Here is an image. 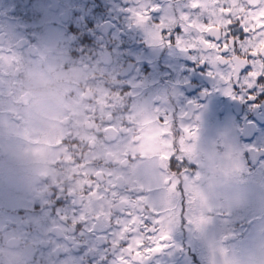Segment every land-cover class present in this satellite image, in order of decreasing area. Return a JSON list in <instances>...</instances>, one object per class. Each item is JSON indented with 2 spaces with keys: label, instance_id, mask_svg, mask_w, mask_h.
Returning a JSON list of instances; mask_svg holds the SVG:
<instances>
[{
  "label": "flooded vegetation",
  "instance_id": "1",
  "mask_svg": "<svg viewBox=\"0 0 264 264\" xmlns=\"http://www.w3.org/2000/svg\"><path fill=\"white\" fill-rule=\"evenodd\" d=\"M46 1L50 3V15L56 18L49 21L51 51L66 55L65 59H58L56 64L64 69V75L57 79L64 83L65 91L61 98H50L49 104L53 105L52 112H59L58 120L68 129L67 133H74L72 141L69 142L71 137L68 136V139L64 138L63 142L58 144L68 142L66 149H63L64 153L60 152L54 163L39 157L38 162L46 167L45 172L37 170L36 164L27 169L14 167L12 164L15 157L10 156L7 147L18 146L25 149L27 139L32 135L29 131L20 133L18 129L32 130L33 125H36L30 118V113H22L21 108L30 100L29 91L21 92L25 82L22 74L25 55L33 56L38 52L39 34L34 32L39 28L37 19L43 11L40 10L38 0H0V117L3 120V123H0V192L6 187L5 178L14 169L29 181L28 186H33L32 180H39L36 187L15 191L16 205L24 208L21 202L26 192L32 201L29 210L36 213L41 199L35 194V189L42 188L44 191L49 178L59 177L57 171L61 165L69 171L59 181L56 192L47 195L44 193V205L37 221L21 210L16 211V219H8L9 209L13 212L11 208L17 207L2 206L0 264H172L162 259H181L184 243L179 242L176 248L173 238L167 235V222L157 218V211L153 209L155 206L143 203V196L154 194L150 187L144 189L135 183L134 165L127 170V159L120 162L115 160V157L119 154L123 156L127 150H130L128 157H125L128 160L133 161L138 157L129 155L135 151L134 140L124 136L127 129L119 126L120 122L114 115L119 111L120 95L111 75L123 65L122 56H126V65L132 72L139 64H142L145 70L154 67L153 71L145 73L150 79L147 92L158 90L161 98L170 100L174 91L178 90L174 102H170L171 105L166 107V111L172 112L170 115L175 131L174 143L176 149L183 153L180 158L185 161L190 158L201 160L199 152L195 150L200 148L197 114L188 109L192 100L191 103L183 102L190 100L189 93L194 94L199 86L196 76L198 73L192 71L198 67L217 69V73L212 74L222 85H226L232 77L236 83L240 69L246 64L252 65V59H256L259 61V74H264V29H259V33H256L257 44L253 47L248 37L243 42L238 41L240 44L234 49L233 44L229 43L226 53L221 52L222 43L211 46L207 43L213 37L226 42L225 33L228 31L229 19L235 24L239 18L241 24L249 21L258 27L261 17L264 16V0H208V4L206 0H203L202 4L198 0H155L157 3L161 1L164 5L172 6L175 18L174 23L167 22L171 19L170 14L152 20L156 25L149 28L147 34L159 32L158 26L163 23L165 29L162 31L167 35L165 40H160L159 55L147 60L137 59L135 54L131 53L130 48L136 41L139 29L135 24L128 30L124 27L128 20L134 19V3L139 0H111L112 3L109 0H70L60 1V5L57 0ZM143 2L151 15L157 13L151 11L152 8L157 9V6H152L153 0ZM193 4H198L199 7L194 8ZM225 9L230 14H226ZM167 12L169 13L168 9ZM185 14L187 20L183 19ZM232 14L234 15L231 16ZM16 32L21 33L23 37L13 43L10 35ZM169 40L170 45L167 44ZM178 41L183 42L186 50L182 51L177 46ZM54 43L58 44V47H53ZM7 45L13 50L9 48L5 52ZM249 51H255L258 55L248 56ZM8 53L13 56L10 60L5 59ZM235 56H240L243 61L234 60ZM11 63L14 76L5 72ZM219 71L223 72L222 75H218ZM175 76L177 79L173 80ZM244 77H240L238 91L232 87L233 97L241 96V80ZM168 79L177 82L178 88L176 85L165 84ZM101 83L109 93L105 108L108 110L110 107L111 114L105 118L108 123L113 124H105L103 116L98 113L105 95ZM98 84L101 89L97 87ZM15 91L21 94L18 103L14 105L16 112L6 114L2 111L5 99ZM45 93L51 92H42ZM259 93V108H252L250 121L258 124L259 132H262L264 84L259 83ZM41 98L39 95L38 101ZM54 99L62 101L59 109L55 108ZM37 106L38 102L33 105L34 111H38ZM8 124L15 125L17 132H12L14 136L4 134L3 129ZM239 127L241 137L248 134L247 128L252 129L244 123ZM181 128L187 132L189 142L184 140L180 130H177ZM82 131H85L84 136H81ZM193 133L197 138H193ZM89 135L90 140L87 139ZM9 138L12 140L9 141ZM104 145L112 147V150L105 155V160L101 161L98 149ZM71 150H74L75 155L71 154ZM169 150L167 142L165 149L155 156L156 171L160 174L185 172L186 167L178 166V157L169 154ZM203 150L207 153L205 163L196 166L188 161L197 171L206 170L213 164L206 148ZM65 154L68 155V164L64 163ZM75 166L78 168V175L73 172L72 167ZM91 168H94L95 172H89ZM156 171L151 161L146 160L145 176L148 180L152 175L158 177ZM95 185H98L97 188ZM128 187L131 189L129 194H126ZM188 191L189 189L184 190L186 193ZM130 195H136L138 198L133 201ZM119 196L123 198L120 199ZM153 199L158 198L154 196ZM0 201L5 203L1 196ZM49 222L55 224V228L46 224ZM174 227L177 230V226ZM232 228L231 230H234V227ZM46 232L49 233L45 234ZM240 235L241 233L239 237ZM161 236H167L168 239L162 241ZM226 243L231 244L230 241ZM191 258L197 259V256L193 254Z\"/></svg>",
  "mask_w": 264,
  "mask_h": 264
},
{
  "label": "rangeland",
  "instance_id": "2",
  "mask_svg": "<svg viewBox=\"0 0 264 264\" xmlns=\"http://www.w3.org/2000/svg\"><path fill=\"white\" fill-rule=\"evenodd\" d=\"M38 1L40 10L43 11V14L37 19L39 28L34 32L39 34V47H37L36 55H25L23 62L25 66L22 74L25 82L21 91L23 93L30 92V100L27 105L21 108L22 113L24 115L30 113V118L36 125H33L32 130L18 129L20 133L29 131L32 134L27 139L25 149H20L18 146H10L7 149L10 151V156L15 157L12 161L14 167L27 169L36 164L37 170L45 172L46 167L38 162L39 157H44L45 161L54 163L57 155L60 152L64 153L63 149H66L65 145L68 142L62 145L58 144L63 142L64 138L68 139V136L71 137L69 142L72 141L74 132L70 135L67 133L68 129L63 127L58 120L59 112H52L53 105L49 104L50 98H61L65 91L64 83L57 79V77L64 75V69L56 64L58 59H65L66 55L51 51L49 21L56 18L50 15L49 1ZM60 1L69 2L70 0H57L59 5ZM109 1L112 3L111 0ZM198 1L203 3V0ZM206 1V4L210 3V0ZM152 6H157L155 15H151L145 9L143 0L135 2L133 7L134 19L128 20L127 24L124 25L127 30L132 27V24H135L139 29L136 41L130 49L131 53L140 60L153 59L159 55L158 32L147 34L148 29L156 25L152 20L161 19L165 17V14H170L171 19L167 22L174 23L175 12L172 6L164 5L161 1L157 3L155 0H153ZM161 6H163L162 9ZM143 12H147L149 18L143 24H139L135 14ZM185 16L187 15L185 14ZM243 26L248 29L247 37L252 41L251 47L255 46L257 44L256 33H259V30L253 31V29L257 28V25L246 21ZM10 37L15 43L23 35L16 32L15 34L12 33ZM167 44L170 45L171 41L169 40ZM239 44L236 41L233 49ZM53 47H58V44L54 43ZM9 48L13 50L7 45L4 49L5 52ZM249 54L250 51L248 56H250ZM12 58L10 53L5 56L7 60ZM234 60L243 61L240 56H235ZM121 61L123 65L111 75L120 95L119 111L114 115L120 122L119 126H124L127 129L124 136H129L130 139L134 140L133 150L135 151L129 155L138 158L133 161L125 158L130 152L127 150V153H124L123 156L119 154L115 160L120 162L127 159V170L134 165L135 183L144 189L150 187L154 194L143 196V203L156 207L153 209L157 211V218L167 222V235L173 238V244L176 248H178L179 242L184 243L181 249V259L162 260L172 264H264V130L259 132V125L250 121L252 108L254 106L259 108L261 100L257 79L248 73L241 80L243 83L241 96L233 97L234 77L231 78L232 83L222 85L217 77L212 74V72L217 73V69L209 70L198 67L192 71L198 73L196 76L199 86L194 94L189 93L191 99L183 100V102L191 103L192 100L188 109L194 110L197 114L200 148L197 147L195 150L199 152L201 160L190 158L188 161L196 166L205 163L207 153L203 149L206 148L208 157L213 162L212 166L206 170L199 169L197 171L195 166L180 158L183 153L176 149L174 143L175 131L170 115L172 112L166 111V107L171 105L170 102H174L178 90L174 91L170 100L161 98L158 90L147 92L150 79L149 75L145 73L153 71L155 68L150 67L145 70V67L139 64L138 68L132 72L130 67L126 65V56H122ZM252 62V72L259 75V61L252 59ZM5 72L7 75L14 76L12 63L5 69ZM222 73L219 71L218 75H222ZM176 79L177 76L173 80ZM173 80L168 79L165 84L176 85L178 88V83ZM101 84L105 95L98 113L103 116L105 124H113L106 121V116L111 114L109 112L110 107L108 110L105 108L109 93L105 85ZM97 87L101 89L100 84ZM46 91L51 93L42 94ZM20 95L18 91H15L13 95L7 97L2 111H5L6 114L16 112L14 105L18 103ZM39 95L42 98L38 101ZM36 102H38V111L33 109ZM53 103L56 109H59L63 104L57 99H54ZM246 117L247 120L245 121ZM0 123H3L1 117ZM241 123L252 127V129L247 128L246 133L248 134L242 135L243 137L239 133ZM50 128L51 130H49ZM177 130H180L183 139L189 142L188 134L186 131L184 132L185 129ZM3 131L9 136H14L12 132H17L13 124L6 125ZM81 133V136H84L85 131ZM193 138H197L194 133ZM87 139L90 140L91 135ZM11 140L12 138H9V141ZM167 142L170 146L168 153L172 154L173 157H178L177 164L182 168L186 167L185 172L176 173L173 171L160 174L156 171L155 156L165 149ZM259 148L262 150L260 157ZM111 150L112 147L110 146H100L98 149L99 160H105V155ZM256 152L258 153L257 156L254 155ZM89 153L92 152L89 151ZM71 154L75 155L74 150H71ZM65 158L64 163L68 164L67 154H65ZM259 158L261 159V166H259ZM148 159L159 178L152 175V178L148 180L145 176V161ZM72 168L73 172L78 175V168L76 166ZM67 171L69 169L61 165L57 171L59 177L49 178L44 191L42 188L35 189V194L41 201H38V212L32 213L29 210L32 201L29 200L28 193H24L25 197L21 202L24 208H21L16 205L15 191H25L36 187L40 181L32 180L33 186H28L29 181L14 169L5 178L6 187L0 192V196L5 201V203L0 201V210L5 205L17 207L11 208L13 212L9 209L8 219H16V211L21 210L37 221L38 215L42 213L44 193L47 195L50 192H56L59 181L65 177ZM89 172H95V169L91 168ZM97 186L95 185V188ZM130 189L128 187L126 194H129ZM187 189L189 191L184 192ZM130 196L133 201L138 198L136 195ZM154 196L158 199H153ZM119 198L123 197L119 196ZM37 204H35V208ZM46 224L55 228V224L51 222ZM174 225L177 226V230ZM232 227L234 230H231ZM234 232L235 234H233ZM47 233L49 232L45 234ZM239 233H241L240 237ZM226 241H230L231 244L228 245ZM193 254L197 256V259L191 258Z\"/></svg>",
  "mask_w": 264,
  "mask_h": 264
},
{
  "label": "snow or ice",
  "instance_id": "3",
  "mask_svg": "<svg viewBox=\"0 0 264 264\" xmlns=\"http://www.w3.org/2000/svg\"><path fill=\"white\" fill-rule=\"evenodd\" d=\"M193 7H199L198 4H193ZM152 12L157 11L156 8H152L151 9ZM226 14H230L228 13V10L225 9L224 10ZM136 20L139 24H143L149 17H148V13L147 12H143V13H136L135 14ZM183 19L187 20L188 17L184 16ZM228 31L225 33V41H220L218 38L213 37L211 39H209L207 41V43L211 46L213 44H223V48L221 49L222 53H226L228 50V44L232 43L233 46H235V42L236 41H240L243 42L246 38H247V34H248V29H246L243 24H241L239 22V18H237V22L234 24L232 22L231 19L228 20ZM158 28L160 29V31L158 32L157 35V40H165V36L167 35L165 32H163L162 30L165 29V26L163 25V23H161ZM259 29H264V16L261 17L260 19V23L258 25L257 28H254L253 31H258ZM177 46L181 48L182 51L186 50L183 47V42L182 41H178L177 42ZM250 56L254 57L256 55H258V53H256L255 51H253L252 53L249 54ZM248 73H251V76L256 78L257 81L261 84H264V74H259L257 75V73L252 72V66L250 64H246L243 68L240 69L239 71V76H236V73L234 74V76H236V83L233 84V89L238 91V85L240 83V77L242 76H246ZM228 83H232V80L229 79ZM168 239L167 236H161V240H166ZM157 251H159V249H156ZM137 256H139V253H137Z\"/></svg>",
  "mask_w": 264,
  "mask_h": 264
},
{
  "label": "trees",
  "instance_id": "4",
  "mask_svg": "<svg viewBox=\"0 0 264 264\" xmlns=\"http://www.w3.org/2000/svg\"><path fill=\"white\" fill-rule=\"evenodd\" d=\"M259 150H260V152H259V153H261V151H262V150H261V148H259ZM254 155H256V156H257V155H258V153L256 152V153H254Z\"/></svg>",
  "mask_w": 264,
  "mask_h": 264
}]
</instances>
